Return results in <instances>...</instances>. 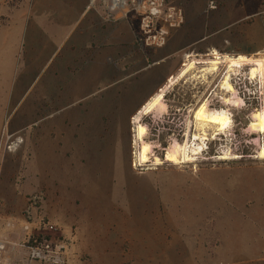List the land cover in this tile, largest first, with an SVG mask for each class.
Listing matches in <instances>:
<instances>
[{
	"label": "rangeland",
	"instance_id": "rangeland-1",
	"mask_svg": "<svg viewBox=\"0 0 264 264\" xmlns=\"http://www.w3.org/2000/svg\"><path fill=\"white\" fill-rule=\"evenodd\" d=\"M126 1L114 8L113 0H92L87 9L82 7L84 17L62 31L57 42L54 3L65 0H0V264H49L29 256V237L42 233L67 244L68 264H102L87 251L91 244L100 251L101 237L84 234L76 240L85 192L102 196V190L110 203L117 197L123 200L116 208L121 213L128 203L137 211L136 220L140 213L141 225L130 238L147 251L140 252L137 262L129 258L125 245L122 264H264V160L258 159L264 134L250 129L253 114L264 110V86L260 78L251 80V65L241 68L231 82L244 101L240 107L222 99L231 97L221 90L227 65L206 82L194 78L203 68L199 65L194 75L168 90L166 110L141 119L149 127L145 142L156 145L154 155L163 159L176 140L185 144L183 124L192 127L189 144L203 136L193 119L203 103L209 101L211 110L228 109L232 128L221 136L208 133L210 150L202 159L150 166L154 157H149V166L133 167L134 118L150 99L130 112L127 134L106 135L107 145L94 153L97 161L87 160V168L71 170L69 139L76 134L84 138L82 125L75 128L76 117L116 114L127 124L125 114L135 111L139 101H127L123 95H132L143 82L155 80L158 94L190 61L241 56L264 60V0H164V13L175 8L181 18L162 48H146L139 40V5L146 0ZM95 11L99 22L92 25V50L109 51L117 76H110L108 85L100 84L87 101H68L63 92L69 93L70 82L63 83L57 67L68 59L69 47ZM86 134L91 147L94 135ZM220 149H231L237 157L218 161L215 153ZM27 184L30 196L21 209L11 192L20 195ZM49 225L57 230L46 232ZM78 243L86 250L79 251ZM111 244L116 253L119 243ZM155 246L163 252L156 255Z\"/></svg>",
	"mask_w": 264,
	"mask_h": 264
},
{
	"label": "crops",
	"instance_id": "crops-1",
	"mask_svg": "<svg viewBox=\"0 0 264 264\" xmlns=\"http://www.w3.org/2000/svg\"><path fill=\"white\" fill-rule=\"evenodd\" d=\"M90 3H92V0H65V3H54L53 23L54 26H56L54 28L55 29L54 33L56 34V35L54 34V37L56 38L57 36L58 38L57 42H60L61 39L60 33L62 31L70 29L69 25L71 23H73L75 20L79 21L84 17L86 11L82 10V7L85 6L86 8L88 5H90ZM96 12L97 11H95L93 18L90 21H86V23L83 26L84 29L82 34L75 41H73V43L69 47L70 49L67 48L69 49L67 51L68 59L62 62L61 66L57 67L58 68L57 73L61 74L62 78L61 77L60 78L63 81V83H66L67 81L70 82L69 93L63 92L64 96L68 99V101H87V98L91 96L94 91L96 92L100 84H103V82H105L106 85H108V82H110V76L112 77L117 76V74L114 73V71L110 67L109 51L104 50L103 48H99V49L97 48L96 50H92L93 47L92 44H94V42L92 41V37L94 34L92 30V25L93 22L95 23L99 22L96 17ZM65 41L66 38L64 40H61L60 47H62ZM51 43L52 41H49V46L46 49L50 47ZM57 48H59V46ZM72 74L73 75L76 74L74 78H72L73 77ZM120 79L122 80L125 78H120ZM115 80L116 78H111V81H115ZM146 83L147 82L141 83L135 89L132 95L130 94V91L127 94L123 95V98L124 99L126 98L127 101H130V98H132L134 101H139L137 102V108L135 111L129 110L125 114L124 119H127L126 120L127 124L123 123L122 125L121 120L123 119L117 117L116 114H112L115 117H108L103 114H100L95 117H92V119H89L87 117L80 118V116L74 119L75 128L78 129L82 125V129L80 130V132L84 135L83 136L84 138H81L76 134L74 135L73 138L71 137L69 139L68 142L69 154L73 155V157L71 158L73 162L72 164H70L71 170L74 171L75 169L81 171V169L87 168V164H88L87 160H89L90 164L93 163L92 162L94 161L93 159H96L95 161H97V155L94 157V153L96 152L101 153V151L104 148L103 146L107 145L104 139L106 138V135L108 133L112 135H116V137H120V135L125 131H126L125 133L127 134V131L130 128L129 126L130 112L135 113L139 111L140 109L139 107L143 106L145 103H147V101L152 99L160 89L159 86H157L155 80L152 81L151 83H147V84ZM108 100L112 101L114 99L109 98L107 99V101ZM91 121L93 122L92 125H91ZM91 132L94 135L91 138V141L94 140V144H92L90 147L88 144L89 140H87L86 138L87 137L86 133L91 134ZM100 173H101L100 170L97 171L96 177H99ZM75 175L77 176L78 172H75ZM72 182L73 180L71 178V183ZM27 186H28V190L27 191L23 190L22 193H20V195L11 192L12 193L11 200L13 202H19L22 205L21 209H23V207L25 206V202H26L25 200L30 196L29 184H27ZM121 186H125V185H121ZM85 193H84L85 210L81 214H78L79 219L81 221L80 222L81 231H79V235H76V240L81 241V239L84 237V234H86L85 237L87 236H90L92 238H98V236L101 237L102 243H101L100 251L94 247H91L93 244H91L89 246V249L87 250L91 255L93 253L98 258V260H100L99 263L122 264L123 262L121 261L124 260V256H125L123 251V247L125 245H127V250H128L127 255L129 256V258L139 262V260L142 259L140 252L143 251L144 253H146L147 249L146 248L142 249L138 247L137 244H134L133 239L130 238L131 236L130 233H134L136 225L137 227H140L141 225L140 213L138 212V219L136 220L137 211L135 210L134 206L130 205L129 207V203L127 206L128 209L126 211H123L124 214L121 213L116 208H118L117 203H120L123 200L117 199L118 198L117 197L116 199H114V203H110V197L108 193H105L103 190L101 191V193H103V195L101 194L102 196L98 194L97 196H92L91 193L88 194L87 192ZM108 197H109V202L107 200ZM82 220H84V222H82ZM6 231L8 232L11 230L7 229ZM115 234L122 236L117 237L115 236ZM115 242H118L119 246L118 248H115L116 253H113L114 248L111 243H115ZM76 247L77 249H79V251L86 250L85 245L82 246V244L79 245V243L77 244ZM154 251L156 255L163 252L161 248L158 249L156 246Z\"/></svg>",
	"mask_w": 264,
	"mask_h": 264
},
{
	"label": "bare ground",
	"instance_id": "bare-ground-1",
	"mask_svg": "<svg viewBox=\"0 0 264 264\" xmlns=\"http://www.w3.org/2000/svg\"><path fill=\"white\" fill-rule=\"evenodd\" d=\"M114 8L123 7L125 5L126 0H113ZM227 65V72L223 77V81L221 82V90L230 94V98H223V101L227 105H233L240 107L241 104L244 103L242 99L238 97L237 91L235 87L232 85L233 77L240 73L241 68L245 65H251L250 76L251 80L260 78L263 81L264 86V60L263 59H248L246 57L241 56L238 59H233L229 57L220 58L216 57V59L212 60H202V61H190L186 67L179 73L177 77H172L168 84L160 90V92L155 95L150 102L143 108L138 116L134 119L135 124V146L137 148L136 158L140 162L141 166H149L150 158L152 157V146H150L147 142H145V137L148 134L147 127L141 122L143 116H147L155 111H164L166 110V104L164 103L166 99V93L168 90L174 86L178 81L186 78L189 74L195 73L198 70L199 65H203V68L199 72L200 74H196L194 76L195 79H200L203 81H208L211 76L221 74V66ZM194 75V74H193ZM209 101L203 103L198 109L194 111V122L199 131L202 132V135L198 137L202 140H207L208 133L213 131L215 135H220L221 133L226 134L233 126V118L228 109L223 108L220 110H211L209 109ZM253 122L250 126L252 131L259 132L260 134H264V110L260 112H256L252 116ZM191 123V122H190ZM214 136V135H213ZM186 143L185 145H180L175 142L174 146H171L163 159L159 157H155L154 162L150 166H162L165 163H171L172 165L178 166L183 165L191 161L190 156L187 154L188 147ZM197 151L195 150L194 153ZM259 160H264V146L259 153Z\"/></svg>",
	"mask_w": 264,
	"mask_h": 264
},
{
	"label": "built area",
	"instance_id": "built-area-1",
	"mask_svg": "<svg viewBox=\"0 0 264 264\" xmlns=\"http://www.w3.org/2000/svg\"><path fill=\"white\" fill-rule=\"evenodd\" d=\"M165 1L164 0H146L143 4L139 5V8L142 10V25H141V33L139 40L146 48H162L165 46L168 37L170 35V31L173 28H176L180 25V13L175 9L171 8L169 14H165ZM162 23V24H161ZM142 122V121H141ZM145 125V124H144ZM148 130V134L145 137V141L149 135V127L145 125ZM183 128L181 129V133L185 137V144L188 142L189 132L192 127H188V124H183ZM133 151H134V160L133 167L135 169L143 168L140 162L136 158L137 148L135 146V137L136 132L133 130ZM172 137H176L172 135ZM172 137L169 138L170 142L172 141ZM177 142V140L175 141ZM174 142V143H175ZM209 140H200L196 136L193 137L192 142L188 145V155L190 157H194V160H198L199 157L203 158L205 153H208L210 150ZM184 144V145H185ZM152 154L154 157V150L157 148L156 145H152ZM171 147V146H170ZM169 147V148H170ZM168 148V149H169ZM165 152L167 153V150ZM197 151L194 153V151ZM151 157V158H152ZM237 153L232 151L231 149H220L216 151L215 158L218 161H228L230 159L236 158ZM193 159V158H192ZM47 231H54L57 228L53 225H49L45 227ZM37 236L36 240L31 241L32 237ZM29 246V256L32 261L41 262V263H49V264H68V246L62 240H53L50 239L46 234H33L29 237L28 241ZM3 246H0V249H3Z\"/></svg>",
	"mask_w": 264,
	"mask_h": 264
},
{
	"label": "trees",
	"instance_id": "trees-1",
	"mask_svg": "<svg viewBox=\"0 0 264 264\" xmlns=\"http://www.w3.org/2000/svg\"><path fill=\"white\" fill-rule=\"evenodd\" d=\"M37 236L32 237L31 241L33 242L34 240H36Z\"/></svg>",
	"mask_w": 264,
	"mask_h": 264
}]
</instances>
